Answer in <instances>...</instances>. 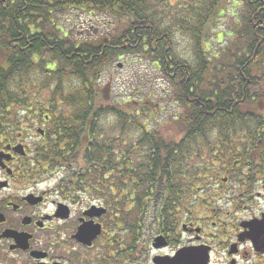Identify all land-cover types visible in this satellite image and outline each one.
Segmentation results:
<instances>
[{
  "label": "trees",
  "instance_id": "obj_1",
  "mask_svg": "<svg viewBox=\"0 0 264 264\" xmlns=\"http://www.w3.org/2000/svg\"><path fill=\"white\" fill-rule=\"evenodd\" d=\"M193 1L192 23L181 20L178 29L192 42L194 57L188 61L178 55L172 29L155 22L158 1L0 0V132L19 131V122L11 119L17 113L57 111L49 116L45 144L36 148L39 164L67 167L64 180L76 174L104 180L110 171L117 191L124 173L129 180L141 175L162 185L190 160L197 165L214 134L223 136L231 126L247 133L249 118L264 116L259 106L250 114L253 102L264 98V0H240L239 24L224 46L213 48L202 44L224 0ZM84 7L117 17L113 36L77 40L55 23L56 15ZM131 54L152 61L174 86L172 99L184 109L175 120L179 140L147 130L137 116L144 106L130 112L118 103L98 104L109 99L101 75ZM107 114L117 121L109 131L101 119ZM232 117L236 121L223 120ZM131 127H139L137 137H127Z\"/></svg>",
  "mask_w": 264,
  "mask_h": 264
},
{
  "label": "flooded vegetation",
  "instance_id": "obj_2",
  "mask_svg": "<svg viewBox=\"0 0 264 264\" xmlns=\"http://www.w3.org/2000/svg\"><path fill=\"white\" fill-rule=\"evenodd\" d=\"M39 114L0 132V264H264V116L214 134L174 179L124 173L117 191L110 171L48 185L36 148L50 111Z\"/></svg>",
  "mask_w": 264,
  "mask_h": 264
},
{
  "label": "rangeland",
  "instance_id": "obj_3",
  "mask_svg": "<svg viewBox=\"0 0 264 264\" xmlns=\"http://www.w3.org/2000/svg\"><path fill=\"white\" fill-rule=\"evenodd\" d=\"M153 2H157L158 5L155 8V22H159L164 27L169 26L172 29L178 55L185 60L192 61L194 52L192 51L190 36L178 31V29L180 28L181 20L192 23L193 16H190V12L193 13L191 5L195 2L193 0H153ZM186 4H188L187 8L184 9ZM240 8V0L223 1L219 7L220 15H216L212 19L207 42L203 43L202 47L207 48L208 44L212 48L219 45L224 46L229 41L231 38V35H229L230 31L239 24ZM54 21L59 27L63 26L68 29L70 34H74L77 40H85V38L87 40H97L108 34L113 36L116 24L121 22L110 13L85 7L83 9H70L58 14L54 17ZM68 80L62 82V85H67L70 81ZM100 86L108 87L109 99L107 101L99 100L98 104L117 105L118 103L121 104L123 109L130 110V112L132 109L138 111L144 106L145 110H141L137 116L139 117V122L144 124L147 130L150 129L154 133L156 131L159 136L173 138L176 141L179 140L181 131L175 125V120L180 119L184 109L172 99L174 86L168 83L152 61L145 59L142 55L131 54L122 56L113 61L109 70L103 72ZM258 90L260 89L258 88ZM256 100L259 106L264 105L262 96ZM38 111H41L40 117L44 112H47L46 110ZM52 113L57 114V111H50V115ZM17 116L23 117L25 112L17 113ZM150 116L152 118L147 122ZM101 119L108 131L112 122L114 123L112 127L115 128V122L117 121L112 116L109 117L107 114ZM138 128L131 127L126 132L127 137H137ZM34 131L35 129L29 131L33 138ZM37 140L41 141L39 137ZM216 142L217 140L214 138L211 144H216ZM203 149L207 150L206 147ZM50 171L52 172L48 175V185H54L69 175L65 170L59 168H51Z\"/></svg>",
  "mask_w": 264,
  "mask_h": 264
},
{
  "label": "water",
  "instance_id": "obj_4",
  "mask_svg": "<svg viewBox=\"0 0 264 264\" xmlns=\"http://www.w3.org/2000/svg\"><path fill=\"white\" fill-rule=\"evenodd\" d=\"M41 132V131H40Z\"/></svg>",
  "mask_w": 264,
  "mask_h": 264
}]
</instances>
